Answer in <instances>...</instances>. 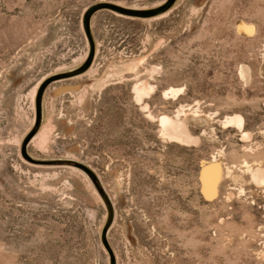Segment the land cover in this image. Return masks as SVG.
Listing matches in <instances>:
<instances>
[{"label": "rangeland", "instance_id": "1", "mask_svg": "<svg viewBox=\"0 0 264 264\" xmlns=\"http://www.w3.org/2000/svg\"><path fill=\"white\" fill-rule=\"evenodd\" d=\"M263 62L264 0H0V264H264Z\"/></svg>", "mask_w": 264, "mask_h": 264}, {"label": "bare ground", "instance_id": "2", "mask_svg": "<svg viewBox=\"0 0 264 264\" xmlns=\"http://www.w3.org/2000/svg\"><path fill=\"white\" fill-rule=\"evenodd\" d=\"M245 23L247 24V22H245ZM245 23L243 22V24H245ZM237 27L240 31L243 30V31L248 32V33H252L253 31L255 32V30L252 27H245V26L243 27L241 25H239ZM254 28H255V26H254ZM249 70L250 69L245 67V66L241 68V75L244 78V80H249L248 78L251 77V76H249V75H251ZM261 73L264 75V62H263L262 67H261ZM146 86L148 87V85H146ZM147 87L143 86V87H140L138 89L136 88L135 94H136V98L139 102H141L143 100L144 96L149 95ZM149 88L151 89L150 86H149ZM152 90H154V89H152ZM177 92H179V91H173V93H177ZM227 122L242 128L243 123H244V119L241 115H234L232 117L227 118ZM160 123L162 124V131H163L164 136L168 137L169 139H174V140H177V141L184 143V144L198 143V139H196L188 130L187 120L181 119L180 115L177 118H172L169 116H163L160 119ZM47 131L48 130H44L40 136L45 137L47 134ZM250 136H251L250 133H244L243 138L249 139ZM45 140H43V141H45ZM213 162H212V164H209L208 166H206L202 172V182H203L204 192H205L206 196H208L210 198H215L216 195H218L217 194L218 184H219L220 180L222 179V177L224 176L222 166L219 164V162L218 161H217L218 163H213ZM248 170H249V173L251 175V179L257 185L261 186L264 184V169L263 168L251 167Z\"/></svg>", "mask_w": 264, "mask_h": 264}, {"label": "water", "instance_id": "3", "mask_svg": "<svg viewBox=\"0 0 264 264\" xmlns=\"http://www.w3.org/2000/svg\"><path fill=\"white\" fill-rule=\"evenodd\" d=\"M78 166L81 167L82 170H84L87 173V175L91 178V180L93 181V183H94L96 189L98 190L99 194L101 195V197L103 198V200L108 205V207H109V209L111 211L112 205H111L110 198L108 197L107 193L105 192V190H104V188H103V186L101 184V181H100L99 177L89 167H87V166H85L83 164H78Z\"/></svg>", "mask_w": 264, "mask_h": 264}]
</instances>
